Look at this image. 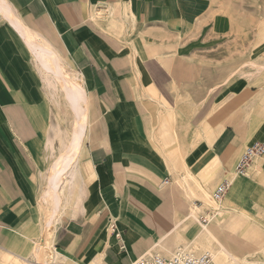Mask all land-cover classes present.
<instances>
[{"label": "crops", "instance_id": "0c3cea01", "mask_svg": "<svg viewBox=\"0 0 264 264\" xmlns=\"http://www.w3.org/2000/svg\"><path fill=\"white\" fill-rule=\"evenodd\" d=\"M194 2L0 0V264H53L43 251L49 239L54 263L132 264L150 252L165 253L155 242L180 222L185 228L173 209V196H185V187L171 177L176 156L209 190L231 179L232 197L224 200L230 210L264 209V155L257 158L263 171L235 173L245 151L264 143V117L251 112L246 86L235 83L221 97L206 118L202 141L186 156L184 141L182 148L168 141L173 132L162 128L163 110L153 127L135 88L136 69L141 81L152 84L163 67L159 59L185 56V9ZM109 19L117 28L98 26ZM26 33L47 41L85 91L81 201L76 190L61 204L59 193H49L58 133L53 99L61 88L50 93L49 80H55L36 62ZM56 206L58 216H71L46 222ZM113 227L120 240L108 231ZM143 240L152 243L142 247Z\"/></svg>", "mask_w": 264, "mask_h": 264}, {"label": "rangeland", "instance_id": "374dc122", "mask_svg": "<svg viewBox=\"0 0 264 264\" xmlns=\"http://www.w3.org/2000/svg\"><path fill=\"white\" fill-rule=\"evenodd\" d=\"M193 1L185 9L188 17L183 41L185 56L177 52L159 59V65L163 67L159 69L160 73L152 75V84L148 83L147 78L141 81L138 70H135L138 73L135 88L140 91L141 100L146 101L144 110L153 120V127L159 117L158 110H163L162 128H169L173 132L168 136V141L179 148H182L184 141L185 156L202 141L206 118L219 107L221 97L226 96L235 83L247 87V92L251 94L249 101L253 104L251 112L259 119L263 117L260 106L253 102L263 100L260 105H264V0ZM109 25L117 28L115 19L102 21L98 26L103 29ZM121 26L126 27V22H122ZM184 59L185 63L182 64L180 61ZM253 63L258 66L252 67ZM50 93L54 94L52 89ZM56 95L58 98L53 99V104L58 133L55 134L56 147L51 156L53 162L61 155L65 141L70 138L74 122L62 90H58ZM255 160L258 161L257 158ZM214 189H210L212 195ZM187 199L183 195L173 196L177 221L184 220L189 214L188 203L191 199ZM179 200L181 202L177 203ZM198 206L202 207L203 204L198 203ZM58 209L56 206L53 213ZM225 209L211 224L208 214L214 215L213 211L199 212L200 223L210 225L218 240L240 264H264V209L248 213L232 211L228 207ZM51 216L49 212L46 222L52 220ZM70 216L71 212H62L58 219L63 221ZM192 221H186V226L191 227L185 233L187 239L193 238L201 228L199 223L193 225ZM108 231L112 232V229ZM43 251L46 260L54 263L50 239ZM205 252L194 249L193 254ZM155 256L170 258L156 252L148 258Z\"/></svg>", "mask_w": 264, "mask_h": 264}, {"label": "bare ground", "instance_id": "6f19581e", "mask_svg": "<svg viewBox=\"0 0 264 264\" xmlns=\"http://www.w3.org/2000/svg\"><path fill=\"white\" fill-rule=\"evenodd\" d=\"M25 35L32 49V52L36 57V62L41 65L42 69L45 71L49 78L52 77L53 80H55L52 84L48 79L49 85L51 86V88H53L52 90L54 91V88L57 89L59 86L64 94L67 105L73 111V136L68 140V143L64 145L61 155L58 158L56 157V161L52 164L51 176L49 178V193H59V196L57 195L56 197L57 204L64 203V201L65 203H69L70 198L74 196L75 190L77 192V197H79L80 193L77 183V175L79 173L78 159L81 152L80 150L82 148L81 146L83 143L84 131L88 123L85 110V91L79 84L78 79L76 77H71L70 74H68V72L64 69L61 57L56 51L53 50V48L47 41H44L43 43L40 42L36 37L31 36L28 33H26ZM252 65V67L258 66L256 63H253ZM260 68L262 67L260 66ZM260 101L261 103L263 102V100ZM260 101L257 99L254 100L253 103H256V105L260 106L261 114L264 117V105L261 106ZM162 115L160 120L162 119ZM165 155L168 157L167 159H171L169 158V154ZM173 161H176L177 164L175 170L171 173V177L175 182L185 187V196L188 199H191L192 203L189 208V214L185 218V228H181V225L183 223L180 222V224H177V228L174 231L160 237L155 242L156 248L159 250L165 249L166 252L162 253L170 257L175 256L179 253L190 252L189 254H193L194 249L206 250L205 253H210L212 255L214 264H240L237 259L231 254L229 249L226 248V246H224L218 240L217 236L210 228V225L202 224L199 221V212L206 213L209 210H212L214 215L208 214L210 217L209 223H214L217 216L220 215L224 210H226L224 200L216 201L214 199L213 195L210 193L209 188H207V186L199 181L196 176L190 171L188 165L186 164V160L185 165L182 164L183 159L181 158V156L174 157ZM261 168L262 164H260L259 161L255 160L253 168H249L247 174L249 173V171H252V169L259 172ZM182 172L184 173V175L181 174ZM60 188L61 190L63 189L62 192L59 191ZM65 190H67V192H64ZM228 197L231 198L232 194L230 193ZM80 199L81 198H79L78 200ZM197 202L202 203L203 206H198ZM57 216L58 212H54L52 214V218ZM188 220H193V225L195 223H199L201 228L196 232L193 238L187 239L185 237V233L186 231L188 232L191 229V227L189 228L188 226H186V221ZM118 234L121 237V234ZM175 240H177V242ZM148 243H152V240L142 241L143 245ZM151 254L153 253L150 252L149 255H144L140 259L148 258L149 256H151Z\"/></svg>", "mask_w": 264, "mask_h": 264}, {"label": "built area", "instance_id": "2783aa9c", "mask_svg": "<svg viewBox=\"0 0 264 264\" xmlns=\"http://www.w3.org/2000/svg\"><path fill=\"white\" fill-rule=\"evenodd\" d=\"M263 155H264V143H256L252 145L245 151V153L240 158L236 166L235 173L238 176L246 175L248 169L253 163V160ZM231 186H232V182L230 180H225L222 183H220L216 187L213 193L214 199L216 201H222V199L229 192ZM112 232L115 233V236L119 240L121 239L120 235L116 232L115 227L112 228ZM53 264H64V263H53ZM132 264H214V261L210 253H203L200 255L179 253L170 258L155 256L153 258L137 259Z\"/></svg>", "mask_w": 264, "mask_h": 264}]
</instances>
